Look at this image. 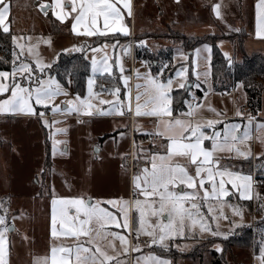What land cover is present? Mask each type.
<instances>
[{"label": "rangeland", "instance_id": "374dc122", "mask_svg": "<svg viewBox=\"0 0 264 264\" xmlns=\"http://www.w3.org/2000/svg\"><path fill=\"white\" fill-rule=\"evenodd\" d=\"M10 2L11 17L8 24L18 44H24L25 49L29 45L35 46L37 55L51 66L61 53L72 52L85 53L91 64V72L83 93L73 91L70 84L65 86L55 74L46 69L44 78H54L67 93L57 95L52 101L53 104L61 106V111L53 112L50 106L46 108L36 105L33 101L35 114L19 111L0 113V205H2L0 216L5 217V223L0 225V228L9 229L11 225L14 227L13 230L5 232L7 264H43L44 258L50 255L53 244L74 246L77 243H85V246H88L86 237H81L80 240L71 237L53 240L52 200L83 198L95 203L143 199L134 187L133 177L130 181L129 164L134 163L136 168L139 167L151 145L163 144V140H154L155 135H152V140L139 143L145 138L139 135L157 131L158 119H154V116L152 118L143 115L133 119L136 138L133 137L131 144L130 120L109 116L120 114H117L112 104L100 101H115L116 97L112 95V90L119 87V101L123 105L124 114L130 112L129 98L135 113L137 92L141 93L139 101L141 111H146L151 107V104L145 105V101L152 94L148 85V79L152 78L158 82L172 81L170 99L174 89L187 88L190 85V96L198 99L197 105L211 113L219 111L220 107L231 103L233 97L222 96L228 89L221 93L213 87L211 79L213 44L202 42L191 51L180 41V35L211 34L215 37L214 40H217L218 47L227 53L230 59L238 62L236 60L243 56L240 54V58L236 57L241 49L239 42L243 40L244 44L249 33H253V26L257 20L255 5L259 0H130L131 15L118 4L122 10L121 23L128 29L127 35L117 31L106 36L91 37L74 33L71 17L61 22L52 15L51 9H46L47 14L42 12L38 7L40 0ZM45 2L51 3V0ZM216 4L220 5V17L216 16L212 8ZM100 26L102 28V23ZM79 31H83L82 26L79 27ZM102 38L106 39L101 40ZM45 40L50 43H45ZM104 45L107 47H103ZM13 46L14 50L10 54L12 62L14 51L19 52L16 44L13 43ZM73 46L81 50H73ZM92 48L102 50L93 53L90 51ZM138 51L142 56L137 57ZM105 54L113 68L111 77L100 73L94 75L92 72L93 55L99 62ZM33 59L28 56L26 50L21 57L25 62H32ZM117 59L119 65L116 63ZM121 65L123 73L120 72ZM154 67L156 71L153 70ZM11 70L12 68L0 69L6 72ZM178 71H182L183 76H178ZM37 75L40 73L37 72ZM121 76L127 78L126 84ZM90 77L94 81L91 97L88 88ZM199 82L201 86L197 87ZM138 84L141 87L137 88ZM198 89H202L203 93L199 94ZM233 89L234 92L236 89L234 99L240 116L255 118L254 124L251 123L250 126V138L238 146L249 152V155L238 156L253 158L254 165L255 161L258 163V158H261V166L264 169V129H257V124L264 123V91L261 108L256 116L248 109L247 96L242 85L237 84ZM5 96H0V99ZM76 97L90 99L94 105L91 115L85 114L83 107L79 113L64 110L66 102L75 100ZM210 108L215 111H210ZM40 113H44L43 117ZM44 121H48V124L46 125ZM240 123L246 127L249 120H242ZM58 128L65 131L57 132ZM216 129L214 126L211 129L212 133ZM54 141L58 143L54 144ZM151 141L153 142L150 143ZM238 164L240 163L233 164L236 168L227 163L225 165L235 170L242 169L243 165ZM245 168L248 172V167ZM262 174L264 175V170ZM254 187L253 198L247 200L234 197L228 205L209 201L203 203L199 197L197 198L196 202L203 204L201 213L205 222L212 231L221 235L213 236L209 231L202 232L197 226L191 230L186 228L183 237L178 236L165 241L168 244L167 248L158 244L149 246L150 238L146 235L142 234L138 240L136 239L135 230L138 225L135 221L138 213L134 208H130L129 221L132 220L134 223L131 229L114 226L108 228L110 232H119L127 237L129 252L118 255L123 251L121 243L119 239L113 241L111 236L97 243L108 255L117 257L120 264H128L129 261L131 264H145L143 258L150 254L168 260L170 264H211L210 251H204L207 246L205 241L210 237H227L248 225L260 235L258 250L253 245L231 246L226 250V246L219 241L212 243L211 247L219 252L223 249L224 264H261L264 223L255 221L264 219V179L255 183ZM247 201L251 203H246ZM102 206L115 211L110 205ZM209 208L212 209L211 212L208 211ZM234 208L238 209L241 215H236ZM221 211L223 216L220 215ZM149 219L155 222V217ZM130 231L134 235L131 236V241ZM109 241L115 244V250L109 247ZM137 246L140 248L139 251L131 250ZM194 247L202 253L201 257L187 254L194 250Z\"/></svg>", "mask_w": 264, "mask_h": 264}, {"label": "snow or ice", "instance_id": "6c2138e0", "mask_svg": "<svg viewBox=\"0 0 264 264\" xmlns=\"http://www.w3.org/2000/svg\"><path fill=\"white\" fill-rule=\"evenodd\" d=\"M122 5L127 9L128 15H131L130 0H51V3L40 0L38 7L42 12L47 14L46 9H51L52 15L61 22L71 17L72 31L76 34L91 36H106L108 33L121 32L128 34V29L121 23L122 10L118 7ZM9 4L0 0V29L4 33H9L10 28L6 23L9 13ZM217 17H220V5L212 6ZM264 0H259L257 4V36L262 35L264 28ZM102 23V28H101ZM82 26L83 31H79ZM22 39V38H21ZM30 39V38H29ZM45 43L50 41L45 40ZM13 43L19 49V52L13 53V62L11 72L0 71V113L2 112H26L35 114L33 101L36 105L51 107L53 112L61 111V106L53 104L52 101L57 95L67 93L63 91L62 86L54 78H44L46 69L51 68V64H46L35 52V46L29 45L25 49L24 44H18L17 38L13 37ZM143 43V42H141ZM103 47H107L104 45ZM25 50L28 56L33 57L32 62L21 60ZM73 50L76 49L73 46ZM101 48H92L90 51L97 53ZM66 51V50H65ZM127 51V49H125ZM227 56L228 54L225 53ZM229 65L232 61L229 58ZM116 63L119 65V59ZM34 64V67H33ZM124 69L120 66V72ZM37 72L40 75H37ZM93 74L100 73L112 76L113 68L108 62L107 54L98 62L96 56L92 57ZM182 71H178V76H183ZM139 75V74H138ZM121 79L127 83V78L121 76ZM94 81L90 77L88 81L89 97L93 95ZM172 81L167 83L158 82L149 78L148 85L152 94L145 101V105L151 104L146 111H141L140 95L137 92L135 99V115L156 116L157 131L147 133L164 137L167 140L165 154L151 155V168L145 167L141 174L134 177V187L138 190V195L143 199L137 198L134 201L127 200H108L96 201L83 198H60L53 199L51 214V237L53 240H59L61 237H71L80 240L81 237L88 238L85 243H77L74 246H64L63 244H53L50 248V255L45 257L43 264H120L117 257L110 256L97 243L105 240L109 236L112 240L119 239L122 246V253L129 252L128 240L125 235L115 231H108L110 226L117 228L130 229L129 209L134 208L138 213L136 218L137 227L135 236L138 240L140 235H146L150 238L149 246L160 245L168 247L165 241L173 240L176 237H183L185 229L191 230L195 227L204 231H209L213 236L221 235L219 232L212 231L205 222L201 213L202 203L196 202L197 198L203 203L210 199L217 201L230 195L227 185L240 191L243 198L245 192L251 187V176L240 175L224 168L220 165L215 154L217 152L227 151L235 152L240 156H247L249 152L243 151L237 146L238 143H244L250 138V126L252 117H249V125L243 128L240 133V124H225L223 135L220 131L213 130L211 135L205 133V126L214 128L219 121L208 120L204 123H192L191 121L181 119H171L170 108V86ZM141 87L139 84L137 88ZM183 87V85H181ZM199 87V85H197ZM103 90V89H102ZM120 88L112 90V95L116 97L115 101H104L113 105L117 114L123 115V105L119 101ZM98 99L99 96L97 95ZM131 98H129L128 110L131 111ZM81 107L85 114L91 115L94 105L89 98L81 99L76 97L75 100L66 102L65 111L80 112ZM199 108V105L195 106ZM215 111L214 109H209ZM107 114V113H103ZM240 115V113H237ZM44 113H40L43 117ZM188 115H192L191 112ZM169 117V119H165ZM47 125L48 121H44ZM53 123H57L53 121ZM257 129H264V123L257 124ZM57 132L65 129H56ZM211 141V147L206 148L204 142ZM58 143L54 141V144ZM177 157L186 160L194 166V175L190 174L187 167L182 165L176 159ZM208 185L209 187H206ZM202 191V196L200 192ZM103 204L110 205L115 211L109 210ZM2 207V205H0ZM212 211L211 208L208 209ZM236 215H241L238 209L234 208ZM223 216V212H220ZM149 217H155L152 222ZM227 218V217H225ZM5 217L0 216V225H4ZM95 225V227H93ZM7 227L0 228V264H7V245L5 232ZM109 247L115 250V244L109 241ZM139 251V246L131 249ZM145 264H170V261L161 259L154 255L143 258ZM261 264H264V245L261 247Z\"/></svg>", "mask_w": 264, "mask_h": 264}, {"label": "trees", "instance_id": "16d2710c", "mask_svg": "<svg viewBox=\"0 0 264 264\" xmlns=\"http://www.w3.org/2000/svg\"><path fill=\"white\" fill-rule=\"evenodd\" d=\"M180 38V41L184 43L186 49L191 51H193V49L202 42H210L213 44L211 77L214 89L219 92H223L227 89L235 88L237 84H241L247 96L248 109L253 115L257 116L261 108L262 93L264 91V51H255L252 53L243 52V56L240 61L235 62L231 59L232 63L229 65L228 55L226 56L225 52L218 47L217 40H214L215 37L213 35H180ZM104 39L106 38H102L101 40ZM224 39L229 41L226 37ZM239 43L242 50L243 40ZM13 50V31L10 29L9 33H4L2 29H0V69L10 70L12 68L10 54ZM137 54V57L142 56L139 51ZM143 56H145V54ZM146 58L148 57L146 56ZM155 69L156 68L154 67L153 70L156 71ZM48 71L55 74L65 86L70 84L73 91L83 93L86 80L91 72V64L85 53H61L58 60L53 63ZM189 88H191V86ZM189 88H177L171 92L172 107L175 111L179 112L187 108L186 101H190L191 99ZM198 93L202 94V89H198ZM239 163L241 165L244 164L245 166L248 165V170L255 178L260 181L264 179V175L262 174L264 169L261 166V158H258L259 164L255 161V165L253 164L252 158H245L240 160ZM246 203H251V201H247ZM255 223H264V219L257 220ZM239 231L236 230V232L228 235L227 237H210L207 241H205L207 246L204 248V251H210L212 255L211 264H224L225 262L222 252L223 249L219 252L211 247L212 243L216 241L225 245L226 250L231 246L244 245H253L258 250L260 243L258 240L260 237L258 231L252 226L248 227V225L244 226L243 229L240 232ZM187 254L192 256L198 255L199 257L202 256V253H199L196 247H194V250Z\"/></svg>", "mask_w": 264, "mask_h": 264}, {"label": "crops", "instance_id": "0c3cea01", "mask_svg": "<svg viewBox=\"0 0 264 264\" xmlns=\"http://www.w3.org/2000/svg\"><path fill=\"white\" fill-rule=\"evenodd\" d=\"M4 3L9 4V6L11 7L10 0H4ZM254 3H255V1H254ZM255 7H256L255 14H257V4L255 5ZM261 11L264 12L263 9H261ZM10 17H11V14L8 13V16L6 18V23H8ZM9 28H10V25H9ZM256 33H257V20H256L255 25L253 26V33H249L248 39H245V41H244V44H243V50L244 51L239 49L240 53H238V55L236 56L237 58H240L239 56H240V54L242 55L243 52L252 53V52H255V51H264V39H259L257 37ZM259 37L264 38V28H262V35H260ZM240 59H237L236 61H239ZM211 79H212V77H211ZM212 84H213V82H212ZM198 85L201 86V82H199ZM234 94H236V89H235V92L233 93V95H228V96H232L233 97L232 102L227 104L226 106L224 105V107H220L219 111H217V112H214V113L208 112V111L204 110V107H202L200 105H199L200 106L199 108H196L195 106L198 103V99H196L197 101L193 104V107H192L191 110H188L187 108H185L184 110L178 112V111H175L173 109V107H171L172 115H171L170 118L171 119H181V120L191 121L192 123L200 122V123H204V124H206V121H208V120L219 121V123L214 125V126L217 127V129L215 131H220L222 135H223V130H224L225 124H240L241 125V129H240V133L239 134H242L243 128L245 127V124H241L240 121L249 120V117H242V116L237 114L238 113V107H237V105L235 103V99H234L235 95ZM189 104H190V101L187 100L186 101V107ZM226 107H228V109H226ZM244 109L246 110L247 107H245ZM189 112H191L192 115H188ZM131 115L134 116V118H131ZM109 116H118L120 118H127V119L130 120V123H129V127H130V143L132 144L133 143L132 139L136 135V131L133 130V119H136L138 117L133 112L132 106H131V111L129 112V114L109 115ZM141 116H143V115H141ZM145 116H147V115H145ZM251 117L253 118L252 119V123L254 124L255 118L253 116H251ZM152 118H153V116H152ZM154 119H158V118L156 116H154ZM165 119H169V117H165ZM211 129L212 128H208V127L205 126L204 131H205L206 134L211 135L212 134V130ZM147 133H150V132H147ZM147 133L146 134L143 133V135H139V136H145V135H147ZM154 140H163V144L155 145L156 144L155 143L154 146L151 145L152 147L149 149V151H147L144 154L145 157L141 160L142 163H140L139 167L136 168L134 166V163H131V165L129 164V178H130V181H131L132 177H133V184H134V177L137 174H141L145 167H148L149 169L151 168V155L152 154H154V153H156V154H165L166 153L167 140L164 137H162V139L155 138ZM142 141H144V139H141L139 143H142ZM153 141H151L150 143H152ZM239 145H240V143L237 144V146H239ZM204 146L206 148H210L211 147V141L206 140L204 142ZM215 157H216V159L219 160L220 165L223 166L224 168H227V169H229L232 172L239 173L240 175H246V176H251L252 177V180L250 182L251 183V187L245 192V195H244L243 198L247 199V200L253 198L254 197V193H255L254 175L249 170H248V172L245 171V169H246L245 167H247V165L245 166L243 164V168L240 169V170L231 169V167H228V166L225 165L227 163L228 165H231V166L234 167L235 165H233V164H237L238 162H240V160H243L245 158L239 157L234 151L231 152V153H229L227 151L217 152L215 154ZM176 159L178 160L179 163H181L182 165H184L185 167L188 168L190 174L194 175V172H195L194 166H192L190 163H188L186 160H184L182 158L177 157ZM132 165H133V168H132ZM238 166H241V164H238ZM234 168H236V167H234ZM132 171H133V174H132ZM206 187H209V186L206 185ZM226 187L228 188L229 193H230V195L228 197H224L220 201H217V200H214V199H210L209 202H213V203H217L218 202V203H221L223 205H228V202L230 200L234 199V197L242 198L241 195H240V191H237L236 189H233L230 184L227 185ZM200 195L202 196V191L200 192ZM132 222H133L132 220L129 221L131 227H132V225H134V223H132ZM131 227H130V229H131ZM131 236H134V235H132L131 231H130L129 232V241H131ZM128 264H131L130 261L128 262Z\"/></svg>", "mask_w": 264, "mask_h": 264}, {"label": "built area", "instance_id": "2783aa9c", "mask_svg": "<svg viewBox=\"0 0 264 264\" xmlns=\"http://www.w3.org/2000/svg\"><path fill=\"white\" fill-rule=\"evenodd\" d=\"M233 93H234V89L231 88V89H228L227 91L223 92L222 95H223L224 97H226V96H228V95H230V94H233ZM196 101H197V100H196L195 97H191V99H190V104L187 106V108H188L189 110H191L192 107H193V104H194ZM131 118H134V116L131 115ZM155 137L158 138V139H162V137H160V136H155ZM152 138H153L152 135H148V134H147V135H145L144 141H150V140H152ZM257 182H261V181H260L259 179H257V178L254 177V183H257Z\"/></svg>", "mask_w": 264, "mask_h": 264}, {"label": "water", "instance_id": "95a60500", "mask_svg": "<svg viewBox=\"0 0 264 264\" xmlns=\"http://www.w3.org/2000/svg\"><path fill=\"white\" fill-rule=\"evenodd\" d=\"M190 87V85H188V87L187 88H189ZM14 229V227L11 225L10 227H9V230H13Z\"/></svg>", "mask_w": 264, "mask_h": 264}]
</instances>
